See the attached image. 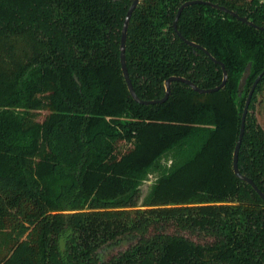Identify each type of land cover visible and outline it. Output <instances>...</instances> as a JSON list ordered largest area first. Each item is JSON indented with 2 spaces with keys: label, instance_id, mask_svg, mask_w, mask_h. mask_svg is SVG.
Instances as JSON below:
<instances>
[{
  "label": "trees",
  "instance_id": "1",
  "mask_svg": "<svg viewBox=\"0 0 264 264\" xmlns=\"http://www.w3.org/2000/svg\"><path fill=\"white\" fill-rule=\"evenodd\" d=\"M183 1L140 0L132 12L125 60L140 99L163 97L172 75L222 81L220 64L173 29ZM205 1L257 26L207 4L181 11L179 34L224 65L225 86L172 81L164 102L141 104L120 64L131 0H0V264H264V201L232 168L264 69V0ZM263 91L264 74L238 168L264 195ZM150 171L154 207L128 209ZM131 233L136 244L99 261L103 244Z\"/></svg>",
  "mask_w": 264,
  "mask_h": 264
},
{
  "label": "water",
  "instance_id": "2",
  "mask_svg": "<svg viewBox=\"0 0 264 264\" xmlns=\"http://www.w3.org/2000/svg\"><path fill=\"white\" fill-rule=\"evenodd\" d=\"M140 0H132L130 6L128 7L127 9V12H126V15H125V18L123 20V25H122V31H121V37H120V64H121V70H122V73H123V77H124V80L126 82V85H127V89L130 93V95L132 96V98L136 101V102H139V103H143V104H151V103H156V102H163L165 101L168 96H169V93H170V84L172 81L174 80H179V81H183L187 84H189L193 90L199 92V93H209V92H213V91H216L220 88H222L225 83H226V79H227V72L224 68V65L216 60L215 58H213L209 52L203 48L202 46H199L197 44H194L193 42H190V41H187L185 40L186 42H188L189 44H192V45H195L197 47H199L200 49H202L214 62L216 63H219L222 67V71H223V79L221 81V83L213 88H209V89H201L199 88L198 86H196L194 83H192L190 80L188 79H185L183 77H176V76H170L168 77L164 84H165V94L162 98L160 99H154V100H143V99H140L135 91H134V88L132 86V83L130 81V78H129V75H128V71H127V67H126V60H125V46H126V36H127V27H128V23H129V20H130V17H131V14L132 12L134 11L135 7L137 6L138 2ZM194 3H207V4H211L212 6H215L227 13H229L230 15L234 16L235 18L239 19L240 21H243L247 24H250L252 26H255V24H253L252 22L248 21L246 19V17H242V16H239L235 11L231 10V9H228L226 8L225 6H219V5H216V4H213V3H209V2H206V1H203V0H190V1H186L184 2L178 9L177 11V14H176V17L174 19V22H173V26H174V29L176 30V21H177V18L181 12V10L186 6V5H190V4H194ZM177 31V30H176ZM249 74V65L246 67V70L244 71V73L242 74L241 78H240V81H239V86H238V89L241 90L242 89V86L245 82V79L246 77L248 76ZM264 74V69L263 71L256 77V79L254 80L249 92H248V95L246 97V100H245V103H244V107H243V111H242V114H241V122H240V130H239V135H238V139L236 141V144L234 146V150H233V157H232V168H233V172L235 173V175L237 177H239L240 179H242L243 181L249 183L251 185V187L259 194V196L262 198V200L264 201V195L263 193L260 191V189L256 186V184L249 178V177H246L244 175H242L239 171V168H238V151H239V147H240V143H241V139H242V136H243V132H244V122H245V116H246V113H247V110H248V106H249V103H250V100H251V97H252V94L254 92V89L257 85V83L259 82L261 76Z\"/></svg>",
  "mask_w": 264,
  "mask_h": 264
},
{
  "label": "flooded vegetation",
  "instance_id": "3",
  "mask_svg": "<svg viewBox=\"0 0 264 264\" xmlns=\"http://www.w3.org/2000/svg\"><path fill=\"white\" fill-rule=\"evenodd\" d=\"M186 1H190V0H185V1H183L180 5H179V7L184 3V2H186ZM203 1H205V0H203ZM131 2H132V0H131ZM140 2V1H139ZM138 2V3H139ZM206 2H209V3H213V2H210V1H206ZM131 4V3H130ZM194 4H207V3H194ZM213 4H216V3H213ZM138 5V4H137ZM190 5H192V4H190ZM190 5H186L185 7H187V6H190ZM207 5H209V6H211V7H214V8H216V9H218V10H221V9H219V8H217V7H215V6H212L211 4H207ZM216 5H218V4H216ZM130 6V5H129ZM219 6H223V5H219ZM179 7H178V9H179ZM184 7V8H185ZM136 8V7H135ZM183 8V9H184ZM227 8V7H226ZM178 9H177V11H178ZM182 9V10H183ZM181 10V11H182ZM221 11H223V10H221ZM127 12V11H126ZM225 12V11H224ZM181 13V12H180ZM227 13V12H226ZM176 14H177V12H176ZM229 14V13H228ZM132 15V14H131ZM180 15V14H179ZM232 16V15H231ZM175 17H176V15H175ZM234 17V16H233ZM242 17H244V16H242ZM131 18V17H130ZM178 18H179V16H178ZM178 18H177V20H178ZM175 19V18H174ZM247 19V18H246ZM248 20V19H247ZM249 21V20H248ZM174 22V21H173ZM243 22V21H242ZM251 22V21H250ZM245 23V22H244ZM176 24H177V21H176ZM254 24V23H253ZM250 25V24H249ZM255 27V26H254ZM257 27V26H256ZM173 29H174V26H173ZM176 30H177V26H176ZM175 29H174V31L178 34V36L181 38V39H183L184 41L186 40V39H184L180 34H179V32H178V30L176 31ZM121 31H122V29H121ZM127 37V36H126ZM187 41H189V40H187ZM190 42H193V41H190ZM187 44H189L188 42H186ZM194 44H197V45H199V46H201L200 44H198V43H195V42H193ZM189 45H191V46H194V47H196V48H198V49H200L199 47H197V46H195V45H192V44H189ZM126 47V46H125ZM204 48V47H203ZM202 50V49H201ZM203 51V50H202ZM204 52V51H203ZM205 53V52H204ZM210 54V53H209ZM211 55V54H210ZM212 56V55H211ZM209 57V56H208ZM213 57V56H212ZM210 58V57H209ZM214 58V57H213ZM211 59V58H210ZM217 60V59H216ZM216 63V62H215ZM221 66V65H220ZM248 66V65H247ZM222 68V67H221ZM250 69V68H249ZM226 70V69H225ZM227 72V71H226ZM222 73H223V71H222ZM172 76H175V75H172ZM170 77V76H169ZM176 77H182V76H176ZM183 78H185V77H183ZM247 78V77H246ZM185 79H187V78H185ZM222 79H223V77H222ZM256 79V78H255ZM189 80V79H188ZM227 80V79H226ZM246 80V79H245ZM174 81H179V80H174ZM165 82V81H164ZM179 82H183V81H179ZM192 82V81H191ZM254 82V81H253ZM183 83H185V82H183ZM193 83V82H192ZM221 83V82H220ZM187 84V83H186ZM195 84V83H194ZM244 84H245V82H244ZM244 84H243V86H244ZM253 84V83H252ZM187 85H189V84H187ZM196 85V84H195ZM219 85V84H218ZM190 86V85H189ZM197 86V85H196ZM217 86V85H216ZM225 86V85H224ZM223 86V87H224ZM243 86H242V89H243ZM252 86V85H251ZM164 87H165V84H164ZM191 87V86H190ZM199 87V86H198ZM215 87V86H214ZM222 87V88H223ZM192 88V87H191ZM199 88H201V87H199ZM210 88H213V87H210ZM171 89V88H170ZM201 89H209V88H201ZM241 89V90H242ZM219 90V89H218ZM239 90V89H238ZM241 90H239V91H241ZM195 91V90H194ZM217 91V90H216ZM197 92V91H196ZM214 92V91H213ZM199 93V92H198ZM210 93V92H209ZM165 94V93H164ZM248 95V94H247ZM164 96V95H163ZM162 98V97H161ZM160 99V98H159ZM144 100V99H143ZM152 100H154V99H152ZM246 100V99H245ZM164 102V101H163ZM139 103V102H138ZM141 104H143V103H141ZM152 104V103H151ZM244 124H245V122H244ZM244 133V132H243ZM245 176V175H244ZM247 177V176H246ZM155 179H156V175H155V172H153V171H150V172H148L147 174H146V177H145V179H143L142 180V182L140 183V185L138 186V188H139V197L137 198V202H136V205L135 206H132V207H128V209H133V210H135V209H146V208H152V207H154V206H149V205H145L144 204V199H145V197L147 196V194L149 193V191H150V188H151V186H152V184L154 183V181H155ZM149 183V187H148V189L145 191V193H144V195H143V186L145 185V184H148ZM167 229H168V231H173L174 229H173V227H171V226H169V227H166ZM152 231V228L150 227L149 228V232H151ZM182 233H183V235H185V236H188V237H190L192 240H194V241H198V237L195 235V234H189V232H187V231H181ZM180 232V233H181ZM138 238H139V235H138V233H131L130 235H120V236H118L117 237V239L116 240H112V241H108L107 243H105V244H103L98 250H97V258H99V261L100 262H102V261H107L109 258H112V257H114V256H119L120 254H122V253H124L128 248H130L131 246H133L134 244H136L137 243V240H138ZM113 246H115V247H117V250L115 251V252H112V253H110L109 255H107L105 258H104V256H103V252H105L108 248H111L112 249V247ZM121 247V248H120Z\"/></svg>",
  "mask_w": 264,
  "mask_h": 264
},
{
  "label": "rangeland",
  "instance_id": "4",
  "mask_svg": "<svg viewBox=\"0 0 264 264\" xmlns=\"http://www.w3.org/2000/svg\"><path fill=\"white\" fill-rule=\"evenodd\" d=\"M258 102H257V104H256V111H255V115H256V118H257V121H258V123L263 127V129H264V91L263 92H261L259 95H258ZM46 111H44L43 113H45ZM42 116L43 115H41L40 117H39V119H41L42 118ZM126 146L127 145H123L122 144V149L124 150V149H126ZM148 187H149V183L148 184H145L144 186H143V195H144V193H145V191L148 189ZM121 248V247H120ZM117 250V247H115V246H113L112 247V249L111 248H108L105 252H103V256H104V258L107 256V255H109L110 253H112V252H115Z\"/></svg>",
  "mask_w": 264,
  "mask_h": 264
}]
</instances>
